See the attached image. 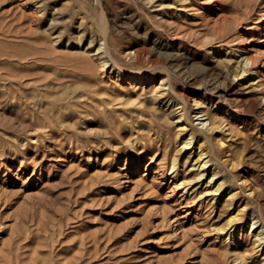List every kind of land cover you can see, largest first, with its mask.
Returning <instances> with one entry per match:
<instances>
[{
  "label": "rangeland",
  "instance_id": "obj_1",
  "mask_svg": "<svg viewBox=\"0 0 264 264\" xmlns=\"http://www.w3.org/2000/svg\"><path fill=\"white\" fill-rule=\"evenodd\" d=\"M263 230L264 0H0V264H264Z\"/></svg>",
  "mask_w": 264,
  "mask_h": 264
},
{
  "label": "bare ground",
  "instance_id": "obj_2",
  "mask_svg": "<svg viewBox=\"0 0 264 264\" xmlns=\"http://www.w3.org/2000/svg\"><path fill=\"white\" fill-rule=\"evenodd\" d=\"M104 40V39H103ZM141 47H142V45H141ZM145 47V46H144ZM142 48H140V46H139V48H135L134 50H133V53H138L140 50H141ZM145 50V49H144ZM109 51V49L107 50V48H106V45H105V42L103 41V44H102V46L101 47H99L98 49H97V52H96V54H101V53H107ZM128 51H130V50H128ZM107 56H108V54H107ZM140 56V55H139ZM245 59V58H244ZM243 59V60H244ZM240 61V64H239V66H240V68H242V71H244L245 70V67H244V65L246 64V62H243L242 64H241V60H239ZM238 61V62H239ZM102 62H103V60H102ZM247 63H248V61H247ZM244 73V72H243ZM168 80V79H167ZM167 80H165V81H167ZM166 83V82H165ZM163 86H164V84H163ZM169 85H168V83H167V87H168ZM169 88V87H168ZM162 89V88H161ZM162 92H164V90L162 91ZM161 93V92H160ZM156 94V93H155ZM179 94V93H178ZM188 97V96H187ZM193 98V97H192ZM181 103H182V101H181ZM184 103V102H183ZM175 105V104H174ZM185 105V104H184ZM200 105V104H199ZM215 108H217L218 110H220L221 112H222V114H224V116H229V115H231L229 112H228V110L227 109H223V110H221L218 106H215ZM184 109V108H183ZM183 109H181V110H183ZM218 112V111H217ZM174 115V114H173ZM172 115V116H173ZM185 115V112H184V110L183 111H181V112H179L178 111V113H176L175 114V117H176V121L177 122H180V128L179 129H177L178 130V133L179 132H181L182 130H184V121L182 120V117ZM201 116H206L205 118H203L202 120H206V119H209V117H208V114L207 113H202V115ZM197 117H199V116H197ZM197 117L195 118V119H197ZM241 121V120H240ZM209 123H210V120H209ZM240 123V122H239ZM204 124V123H203ZM178 127H179V125H178ZM203 127V126H202ZM227 131H228V129H227ZM190 134V133H189ZM188 135V134H187ZM191 135V134H190ZM190 135H189V138H191L190 137ZM229 135V134H228ZM184 137V142H183V146H182V148H186L187 146H189L190 145V139H187L188 137H185V135L183 136ZM215 139H217V138H215ZM220 139V138H219ZM221 140V139H220ZM220 140H218L219 142H221ZM218 142V143H219ZM202 143V142H201ZM204 143V142H203ZM224 143V142H223ZM198 147V146H197ZM190 148H192V146L190 147ZM210 150H211V148H210ZM226 150V149H225ZM192 151V150H191ZM194 154H195V156H196V159H195V161H194V163H193V165L192 166H196V170L200 173V172H203V173H201V174H199V177H203L204 176V173L206 172V165H207V161H209V158H207V156L206 157H203L205 154L203 153V152H201L200 151V149H197V151H194ZM211 154V153H210ZM213 154V153H212ZM211 154V155H212ZM229 156V155H228ZM205 158H207V160H204ZM226 159H227V157H226ZM248 161V160H247ZM195 171V170H194ZM212 172V171H211ZM217 172V171H216ZM216 172H212V176L209 178V179H207L208 181L207 182H210V181H212V180H214L215 178H216ZM218 175V174H217ZM194 180H197V179H194ZM240 180V179H239ZM216 182H218V181H216ZM206 183V182H205ZM214 183V182H213ZM212 183V184H213ZM221 183L219 182L217 185H216V187H215V189L213 188V190H208L207 192H206V195H208V194H211V196H213V195H215L216 196V191H218V190H220L221 189ZM247 185H248V183H247ZM183 188V187H182ZM247 190L249 191V193H248V196H253L254 195V189L252 188V187H250V186H248L247 187ZM232 194V193H231ZM207 197V196H206ZM230 197H232V195H230ZM226 203V202H225ZM232 204V203H231ZM227 205V204H226ZM237 210V209H236ZM237 212V211H236ZM239 212V211H238ZM238 214V213H237ZM236 216V215H235ZM239 216V215H238ZM237 216V217H238ZM229 219V218H228ZM233 222V218H231V219H229V222ZM229 222H228V225H229ZM232 224H234V222L232 223ZM251 226H253V225H251ZM260 231V230H259ZM264 231V230H263ZM262 233V231L261 232H259V233H257L256 235L258 236V241H260V242H264V240H263V236H260V234ZM235 245V244H234ZM245 245V244H244ZM241 248V247H240ZM237 251H239V250H237Z\"/></svg>",
  "mask_w": 264,
  "mask_h": 264
}]
</instances>
